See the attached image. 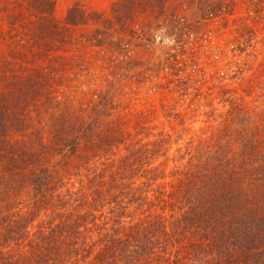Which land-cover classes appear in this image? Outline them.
Listing matches in <instances>:
<instances>
[{
	"label": "trees",
	"instance_id": "obj_1",
	"mask_svg": "<svg viewBox=\"0 0 264 264\" xmlns=\"http://www.w3.org/2000/svg\"><path fill=\"white\" fill-rule=\"evenodd\" d=\"M251 1L248 16L264 18V0ZM128 4L112 7L124 28ZM112 22L79 3L62 21L55 0H0V264H264V77L245 89L259 87V103L226 89L221 124L171 158V134L142 142L110 127V84L67 106L88 48L127 53ZM246 29L242 53L258 37ZM123 143L117 169L88 166Z\"/></svg>",
	"mask_w": 264,
	"mask_h": 264
},
{
	"label": "rangeland",
	"instance_id": "obj_2",
	"mask_svg": "<svg viewBox=\"0 0 264 264\" xmlns=\"http://www.w3.org/2000/svg\"><path fill=\"white\" fill-rule=\"evenodd\" d=\"M115 1L55 0L58 19L63 21L69 8L79 3L109 16L113 21L110 39L127 43V53L121 57L117 45L110 44V51L87 49L90 73L75 83L78 90L66 88L64 99L69 108L88 105L95 90H105L110 84V127L120 124L131 132L133 140L142 142L156 139L160 132L171 134L168 154L177 159L179 146L196 142L224 120L231 107L224 102L226 89L231 90L233 99L245 96L250 104L259 103V87L250 95L245 92L251 81L264 77L260 72L264 68V18L248 16L251 0H235L231 12L224 8L231 0H168L164 11L159 0H132L138 2L134 6L129 0L126 28L112 13ZM130 27L137 30L135 35ZM244 27L246 36H251L252 28L258 37L242 53ZM77 29L90 33L95 24ZM125 155L124 143L110 146L107 156L88 166L102 170L106 165L101 162H106L114 170ZM164 159L160 157L157 163ZM175 164L178 162L170 160L168 171ZM81 171L87 172L84 165Z\"/></svg>",
	"mask_w": 264,
	"mask_h": 264
}]
</instances>
